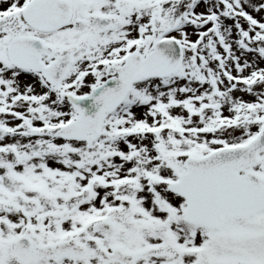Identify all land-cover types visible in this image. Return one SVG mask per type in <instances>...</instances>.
Instances as JSON below:
<instances>
[{"label": "snow or ice", "instance_id": "snow-or-ice-1", "mask_svg": "<svg viewBox=\"0 0 264 264\" xmlns=\"http://www.w3.org/2000/svg\"><path fill=\"white\" fill-rule=\"evenodd\" d=\"M0 264H264V0H0Z\"/></svg>", "mask_w": 264, "mask_h": 264}]
</instances>
